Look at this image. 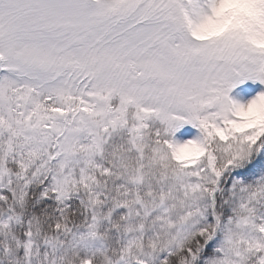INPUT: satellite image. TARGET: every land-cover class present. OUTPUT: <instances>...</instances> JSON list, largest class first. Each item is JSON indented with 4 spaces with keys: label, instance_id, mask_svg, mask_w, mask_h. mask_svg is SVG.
<instances>
[{
    "label": "snow or ice",
    "instance_id": "6c2138e0",
    "mask_svg": "<svg viewBox=\"0 0 264 264\" xmlns=\"http://www.w3.org/2000/svg\"><path fill=\"white\" fill-rule=\"evenodd\" d=\"M245 80L264 0H0V264H264Z\"/></svg>",
    "mask_w": 264,
    "mask_h": 264
},
{
    "label": "rangeland",
    "instance_id": "374dc122",
    "mask_svg": "<svg viewBox=\"0 0 264 264\" xmlns=\"http://www.w3.org/2000/svg\"><path fill=\"white\" fill-rule=\"evenodd\" d=\"M262 93H264V84L259 81L245 80L243 83L237 84L228 95L234 102L246 104ZM199 135L200 132L197 127L186 124L175 132L173 140L183 143L189 139H197Z\"/></svg>",
    "mask_w": 264,
    "mask_h": 264
},
{
    "label": "clouds",
    "instance_id": "9594fccd",
    "mask_svg": "<svg viewBox=\"0 0 264 264\" xmlns=\"http://www.w3.org/2000/svg\"><path fill=\"white\" fill-rule=\"evenodd\" d=\"M223 27L222 24L213 22V21H208L206 22L201 28L197 29V36L199 37H204L209 34H212L214 32H218L221 30ZM259 95H257L254 99L249 101L246 104H252L253 101H255V104L252 105L254 109L256 110H262L264 109V99H257ZM184 151H187V149H178L177 152L178 154L183 153Z\"/></svg>",
    "mask_w": 264,
    "mask_h": 264
}]
</instances>
